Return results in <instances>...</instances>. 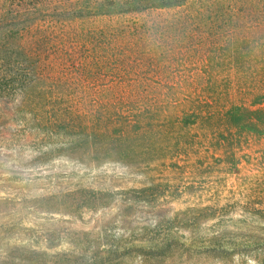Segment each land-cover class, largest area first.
I'll return each mask as SVG.
<instances>
[{"label": "rangeland", "instance_id": "obj_1", "mask_svg": "<svg viewBox=\"0 0 264 264\" xmlns=\"http://www.w3.org/2000/svg\"><path fill=\"white\" fill-rule=\"evenodd\" d=\"M0 27L3 85L144 122L126 161L70 158L8 87L0 264H264V0H0Z\"/></svg>", "mask_w": 264, "mask_h": 264}, {"label": "trees", "instance_id": "obj_2", "mask_svg": "<svg viewBox=\"0 0 264 264\" xmlns=\"http://www.w3.org/2000/svg\"><path fill=\"white\" fill-rule=\"evenodd\" d=\"M29 29L31 26H26L23 30ZM19 40L23 42L22 48H26L28 59L40 56L39 46L42 43L40 40L32 37H21ZM14 54L16 55L8 53L0 46V63H3L4 58ZM0 68V78L4 79L7 70L4 71L1 64ZM20 73L21 77L27 72ZM33 73L35 79H38L39 73L37 71ZM8 74L11 82L8 81L7 85L0 82V95L4 96L8 87L16 85V91L21 99L17 110L27 116L17 121L29 128L28 131L36 134L37 138L59 142L62 147L68 149L70 158H82L86 153L94 151L121 161L129 158L131 142L128 141V136L134 129L141 132L144 128V122L140 117H136V121L131 124L127 116L122 115L114 104L109 103L101 104L94 115H86L79 111L77 104L63 101L65 96L62 94L63 90L56 84L48 85L42 81L37 85L17 84L14 81L16 74L11 72Z\"/></svg>", "mask_w": 264, "mask_h": 264}]
</instances>
